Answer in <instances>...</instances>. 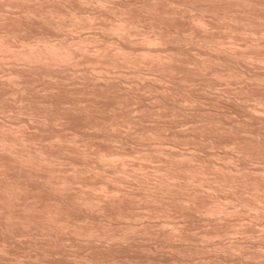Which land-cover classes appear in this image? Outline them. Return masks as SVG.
I'll return each mask as SVG.
<instances>
[{
    "label": "bare ground",
    "instance_id": "obj_1",
    "mask_svg": "<svg viewBox=\"0 0 264 264\" xmlns=\"http://www.w3.org/2000/svg\"><path fill=\"white\" fill-rule=\"evenodd\" d=\"M0 264H264V0H0Z\"/></svg>",
    "mask_w": 264,
    "mask_h": 264
}]
</instances>
